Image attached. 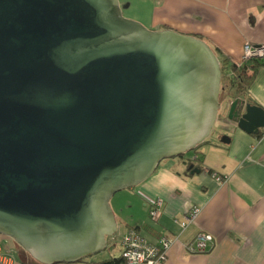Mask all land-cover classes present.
<instances>
[{
  "label": "water",
  "instance_id": "95a60500",
  "mask_svg": "<svg viewBox=\"0 0 264 264\" xmlns=\"http://www.w3.org/2000/svg\"><path fill=\"white\" fill-rule=\"evenodd\" d=\"M221 80L208 41L119 0H0V233L41 264L103 249L110 198L211 134ZM228 117L264 128L245 97Z\"/></svg>",
  "mask_w": 264,
  "mask_h": 264
},
{
  "label": "crops",
  "instance_id": "0c3cea01",
  "mask_svg": "<svg viewBox=\"0 0 264 264\" xmlns=\"http://www.w3.org/2000/svg\"><path fill=\"white\" fill-rule=\"evenodd\" d=\"M147 1L149 27L200 33L222 57L241 62L246 41L264 43V0ZM241 97L264 106V63ZM192 163L200 170H193ZM128 188L118 190L123 195L112 208L116 231L122 225L123 233L137 227L151 240L162 234L176 238L167 257L154 264H264V128L251 133L228 113H218L211 136L194 150L164 158L146 179ZM156 197L164 203L159 219L153 220L148 200ZM191 205L201 209L183 228L174 218L182 219ZM199 231L213 234L212 248L187 251L184 243ZM7 236L0 233L1 240ZM111 238L107 236L105 255H94L101 249L82 261L54 264H95L121 254L114 251L117 244L122 250V237L118 242ZM12 254L14 264H41L28 255Z\"/></svg>",
  "mask_w": 264,
  "mask_h": 264
},
{
  "label": "built area",
  "instance_id": "2783aa9c",
  "mask_svg": "<svg viewBox=\"0 0 264 264\" xmlns=\"http://www.w3.org/2000/svg\"><path fill=\"white\" fill-rule=\"evenodd\" d=\"M257 58L264 60V43H253L246 41L244 44L243 60ZM241 61V62H242ZM217 176V175H216ZM218 179H222L217 176ZM150 205V216L153 220H158L162 213L164 203L161 197L148 200ZM201 207L191 205L184 213L183 218L175 217L183 228L193 221L198 215ZM176 240L175 237L160 235L156 240H151L147 234L137 227L129 228L121 239V255L125 258V264H154L167 257V251L171 244ZM214 236L208 231H199L193 239L184 243L189 252L209 251L213 245ZM15 256L12 252L6 250L0 239V264H14Z\"/></svg>",
  "mask_w": 264,
  "mask_h": 264
},
{
  "label": "trees",
  "instance_id": "16d2710c",
  "mask_svg": "<svg viewBox=\"0 0 264 264\" xmlns=\"http://www.w3.org/2000/svg\"><path fill=\"white\" fill-rule=\"evenodd\" d=\"M167 27L169 26L165 25L162 28H167ZM194 34L196 36L205 39L204 36L201 35L200 33H194ZM212 47L217 53V55L220 56L219 58L222 67L221 83L223 84L222 87L224 89H220V94L222 93L223 90H225L226 95L232 98L233 100L241 96L244 93V91L248 88L249 84L253 80V76L256 72V69L262 63H264V60H259L257 58H250L242 62H238L230 59L227 56L222 57L220 49L218 47H214V46ZM31 259L35 260L32 256ZM95 264H125V258L121 254H119L116 256H110L108 258L96 261Z\"/></svg>",
  "mask_w": 264,
  "mask_h": 264
},
{
  "label": "rangeland",
  "instance_id": "374dc122",
  "mask_svg": "<svg viewBox=\"0 0 264 264\" xmlns=\"http://www.w3.org/2000/svg\"><path fill=\"white\" fill-rule=\"evenodd\" d=\"M119 2L121 5V8H122V12L126 17H130V18H134L136 20H139L142 23H144L146 26H148L147 25L148 24L147 15L150 12L149 1H147V0H119ZM151 8H152V6H151ZM149 28H152V27H149ZM222 85L223 84L221 83V89H224L222 87ZM220 102H221V106L218 110V113L219 114L225 113V112L228 113L231 103L229 101L228 96L226 95L225 90H223L222 93L220 94ZM211 135H212V132L209 136H211ZM126 189H129V188H126ZM118 193H119V191L116 192L115 196L110 198V204H111L112 208L114 207V205H116V197L123 195V194H118ZM123 228L124 227H122V225H121L117 229L115 236H114L115 238H113V236L110 235V237H112L111 239L113 242H118V240H120V238L123 237V235H124ZM1 241H2V244L6 250H10V251L16 253L17 255H21V256L28 255L29 257H31L30 253L27 252L19 243H17L13 237L7 236V237L3 238ZM12 244L14 247L11 246ZM115 246L116 247H115L114 252H119V250L121 251V249L118 247V244ZM105 253H106V250L103 249L94 255H105ZM88 257H90V256H88Z\"/></svg>",
  "mask_w": 264,
  "mask_h": 264
}]
</instances>
